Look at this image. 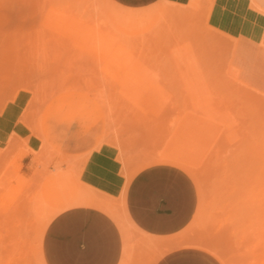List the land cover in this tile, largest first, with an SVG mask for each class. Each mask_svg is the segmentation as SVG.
<instances>
[{
    "label": "rangeland",
    "instance_id": "1",
    "mask_svg": "<svg viewBox=\"0 0 264 264\" xmlns=\"http://www.w3.org/2000/svg\"><path fill=\"white\" fill-rule=\"evenodd\" d=\"M253 4L264 10L254 0H158L142 8L114 0H0V264H46V202L57 197L55 182L67 196L62 176L80 190L87 177L109 193L125 175L117 165L133 157L166 152L192 165L199 184L185 172L198 205L185 241L202 234L203 215L192 224L200 196L212 200L213 215L223 207V218L229 209L239 217L225 200L239 184L236 168L243 169L237 163L245 151H235L242 137L256 140L264 129V107L258 112L253 101L264 99V12ZM73 145L88 149L72 153ZM222 155L240 161L225 167ZM197 224L202 229L193 232ZM136 233H120L119 264H155Z\"/></svg>",
    "mask_w": 264,
    "mask_h": 264
},
{
    "label": "bare ground",
    "instance_id": "2",
    "mask_svg": "<svg viewBox=\"0 0 264 264\" xmlns=\"http://www.w3.org/2000/svg\"><path fill=\"white\" fill-rule=\"evenodd\" d=\"M253 5L257 9H259L260 11L264 12V10H261L255 4H253ZM239 90H240V87H239L238 91ZM241 91H243V90L241 89L239 92H241ZM246 95L249 98V100H248L246 97V101H250V99L252 101V98L254 96L252 94L250 96V93L248 96V93H247L244 95V97ZM250 97H252V98H250ZM258 97H254L253 101L255 102L256 105L257 104L259 105V107H257L258 112H259L260 111L259 108L264 107V99L258 100ZM246 103H249V102H246ZM254 106H253V108L255 109L256 106L255 107ZM249 110H251V109H249ZM249 112L254 113L253 111H249ZM246 114H247V112H246ZM259 114L262 115L261 113H259ZM251 115H253V114H251ZM238 116H239V114H238ZM256 116H253L254 118H251V119L253 121L255 119V121H256L257 119L260 120L259 118L262 117V116L261 117L257 116V119H256ZM248 117L249 116H247V118ZM238 119H241V118H238ZM261 120H264V119H261ZM245 121H247V120H245ZM258 123L257 124L259 127L264 125V124H262V121L258 122ZM250 125H252V123ZM259 127H257V128L259 129ZM257 128H254V129H257ZM250 130H252L251 127H250ZM259 130L262 134L261 137H264V133H262V131H264V129L260 128ZM259 130H257V131H259ZM257 131H256V133H257ZM245 132H247V131H245ZM253 134H254V132H253ZM257 134L260 135L259 132ZM241 135H242V132H241ZM244 135H242V136H244ZM259 135H258V137H255V139L257 138L256 140H254V138L252 137L251 140H249L250 143H248L249 141H246L247 143H245L244 140L242 141L243 137L241 136L242 137L241 138V144H245V145H241L239 143L235 144V145L239 144L240 147H242V148L244 146H246L245 149L240 148L241 150L239 149L238 151H235V152H239V153L245 151V155L242 157L241 161L239 158L234 159V157L230 158V156H228V158H229L228 159V158H225L223 155L221 156V157H224V160L228 159V161L226 162L227 165L223 163L225 165V167H229L230 166L229 164H232L231 160H233V159L236 162L239 159L240 162H238V163H240V164L237 163V165H240L241 167H243L242 170L241 169L238 170L236 168V171H235L236 174H233V175H235L236 181L238 180L239 184L238 183L237 184L240 187H238V185H237V188H235V187H234L235 189L233 188L234 191H232V190H231L232 192L228 191L229 193L225 194V195H227V197H226L227 199L225 198V195L223 196V198H225V200L231 201V205H230V202L228 201V204L230 206H232V204H233V206H232L233 208L234 207L239 208V209L234 208L235 211H237V210L239 211V212L237 211V213L240 214L239 217L233 216L234 215V214H232L233 212L231 211V209H229V211H228L229 216L227 218H223L226 216V215L225 216L223 215V214H225V212H224L225 210L223 207H222L223 209L222 208L220 210L218 209L219 210L218 214L213 215L212 210L214 209V205H213L214 203H211L212 200L209 201V199L206 198L207 199L206 200V199H203V197L201 199V196H200V206L198 207L197 215H196V217L192 223V224L197 223L198 219L201 220L202 215H203V221H200V222L198 221L199 224H201V222H202L203 229L199 228L198 224H197L196 228H195V225L193 226V232L196 229H198V230L202 229V234L199 237L198 241H185L187 234L191 233L190 232V230L192 229L191 227L183 230L182 232H180V233H178V234H176V235H174L168 239H160V238L158 239V238L151 237L149 235H146V234L140 232L138 230V228L133 224V222L129 219V217L127 215V212L125 209L126 188L128 187V184L130 183L131 179L136 175V173H138L140 170H142L143 168H145L147 166H151L154 164H167V165L179 167L182 170L186 171L195 180V182L197 184H199L198 179L196 177V174L192 171L193 167L190 163H188L184 159H181V158H179L175 155H172V154H168L166 152H161L158 155H155L153 157H143V158L141 157L142 159L140 157H138L141 159V161H138V159L136 160L133 157V159H131L129 161V163L127 162L126 164H123L121 162V164H123L122 166H121V164H119L120 166L117 165V168L123 167L124 169H122V171H124V173H125L123 180H122V183L119 184L118 188L116 189L117 193H115L116 191L114 190V188H113V190L115 192L111 190L109 193H106L108 189L103 191L104 193L98 189L99 191L102 192V193H100L96 187L92 186L93 182L91 183L89 181V179H86L87 178L86 177L85 179H83L84 182L81 181V184L78 185V188H81V187L82 188H81V190L78 189L79 191L77 194H74V195L65 194L67 196H64L62 191H61V188L56 185V182L54 180L55 192L57 194V197L54 198L53 200H48L46 202V206L48 208V213L46 214V219L50 223V221L59 213L60 210H62V209L64 210L68 207L83 206V207H90V208H94L96 210H99L102 213L109 216L114 221V223L116 224V226L118 227V229H119L120 233H122V235H123L124 231L135 232V233L137 232L136 234H138V233L141 234V236H142L140 239L141 242L137 245L140 247V249L142 248V250H145L144 251L145 253H146V251L153 252V254L155 256L154 263H156L166 253L173 251L175 249L197 248V249H200V250L205 251L206 253L210 254L220 264H264V139H261V137ZM250 136H252V135H250ZM225 137H226V135H225ZM247 138H248V135H247ZM238 140H236V141H238ZM220 146H222V145H220ZM22 149H24V150H21V148H20L19 149L20 151L18 150V153L27 154L29 152L25 148H22ZM222 150H223V148H222ZM231 150H232V148H231ZM236 154H238V153H236ZM236 154L233 153L232 156L236 155ZM145 155H147V154H145ZM236 156H235V158H236ZM240 158H241V156H240ZM220 159L223 161V158H220ZM220 159H219V161H220ZM120 161H122V160L119 159V162ZM229 161H231V162L229 163ZM75 166H76V168L78 167V165H75ZM86 166H87V164H86ZM234 166H235V164H234ZM233 168L235 169V167H233ZM75 170H77V169H75ZM240 170H241V172H240ZM80 171H81V169H80ZM82 171H84L83 168H82ZM122 171L119 170V174ZM224 172H225V168H224ZM229 172H233L232 169ZM84 173H86V172H84ZM93 177H94V175H93ZM233 177L234 176H232V178ZM236 177H238V178H236ZM239 179H240V181H239ZM226 184H228L227 181H226ZM232 184H235L234 181ZM232 184H230V185H232ZM80 185H82V186H80ZM110 186H111V184H110ZM222 186L223 187H221V186L220 187L222 189H224L225 185H222ZM235 186H236V184H235ZM228 189H230V186ZM203 193H206V192H203ZM220 193H223V192H220ZM230 193H231V196L229 197L228 194L230 195ZM221 196H222V194L219 196L220 198L218 196H216V197L221 199L222 198ZM235 196H236V198L234 200ZM223 198L221 199L222 202L224 201ZM229 198H231L232 200H230ZM238 198L241 199V202H237ZM229 205H227V207ZM230 212H231V214H230ZM193 234H191V235H193ZM215 235H217V236L220 235L221 237H219V238L223 237L222 238L223 241L221 239H215V238H217ZM212 237H214V238L212 239ZM225 237L227 238V240ZM209 239L214 240V243H213V241H210V243H209L208 242ZM220 240L223 243V245L226 246V248H228L227 250H229V251L227 253H223L224 251L226 252V250H225L226 248L224 247L223 249H221L223 247V245H220V244H222V243H220ZM224 240H225V242H224ZM215 242H216V244H215ZM215 245L220 246V247L222 246L219 249L222 252H220L218 250V248L215 247ZM128 247L130 249L132 246L130 245ZM219 254H221V257H223V258H226L228 256V258H230V260L227 258L228 260L225 259L224 261H222V258L219 256ZM226 254H229V255H226ZM230 254H231V256H230ZM223 255H226V256L224 257Z\"/></svg>",
    "mask_w": 264,
    "mask_h": 264
},
{
    "label": "crops",
    "instance_id": "3",
    "mask_svg": "<svg viewBox=\"0 0 264 264\" xmlns=\"http://www.w3.org/2000/svg\"><path fill=\"white\" fill-rule=\"evenodd\" d=\"M114 1L124 7L142 8L158 0ZM254 1L264 7V0ZM100 143L89 148L85 156ZM85 149L88 148L73 145L71 151L78 154ZM178 168L167 164L147 166L131 179L126 190L125 209L141 231L170 237L182 231L193 219L198 195L192 179ZM73 182L65 175L60 178L64 193H78ZM42 252L46 264H119L122 238L109 216L94 208L77 206L60 212L50 221L44 233ZM155 264L220 263L200 249L179 248L166 253Z\"/></svg>",
    "mask_w": 264,
    "mask_h": 264
}]
</instances>
